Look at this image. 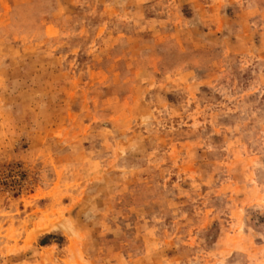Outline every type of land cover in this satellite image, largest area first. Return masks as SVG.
<instances>
[{
  "label": "rangeland",
  "instance_id": "rangeland-1",
  "mask_svg": "<svg viewBox=\"0 0 264 264\" xmlns=\"http://www.w3.org/2000/svg\"><path fill=\"white\" fill-rule=\"evenodd\" d=\"M0 264H264V0H0Z\"/></svg>",
  "mask_w": 264,
  "mask_h": 264
}]
</instances>
